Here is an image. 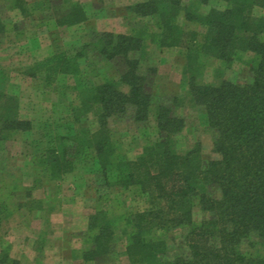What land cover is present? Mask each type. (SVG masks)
Wrapping results in <instances>:
<instances>
[{
	"label": "trees",
	"instance_id": "obj_1",
	"mask_svg": "<svg viewBox=\"0 0 264 264\" xmlns=\"http://www.w3.org/2000/svg\"><path fill=\"white\" fill-rule=\"evenodd\" d=\"M12 1L23 16L29 15L25 0ZM257 8L264 9V0H144L126 7L137 19L130 32L94 30L74 55L56 52L27 69L28 76H40L49 88L60 76L72 80L79 102L72 109L76 123L93 117L97 126L57 137L39 158L41 172L51 181L61 180L73 172L76 159L92 154L107 181L114 178L115 186L134 191L146 204L122 221L103 209L91 215L93 247L83 253L84 261L111 253L122 222L131 264H264L258 249L264 247V16L255 15ZM181 19L204 32L187 30ZM87 20L76 2L57 25L71 28ZM6 32L0 20V39ZM150 44L179 49L184 56L183 84L191 102L204 110L219 156L207 165L200 143L186 152L177 148L186 120L175 108L183 101L176 97L154 108L150 76L156 70L144 67ZM242 55L249 56L248 82L204 81L208 59L219 60L227 70ZM91 56L97 63H91ZM86 64L102 74L100 82L87 79ZM112 64L115 72L103 75L101 68ZM9 81L0 58V142L32 128L21 117L19 98L8 91ZM152 113L158 138L135 159L123 155L111 121L130 117L134 125L143 126ZM196 207L208 215L201 223L194 219ZM176 231H184L183 249L169 259L170 242L160 234ZM0 264L20 261L7 248Z\"/></svg>",
	"mask_w": 264,
	"mask_h": 264
},
{
	"label": "rangeland",
	"instance_id": "obj_2",
	"mask_svg": "<svg viewBox=\"0 0 264 264\" xmlns=\"http://www.w3.org/2000/svg\"><path fill=\"white\" fill-rule=\"evenodd\" d=\"M30 11L23 16L12 0H0V20L7 32L0 39V58L9 75L8 91L20 100V113L30 121L32 128L0 142V254L10 249L11 257L20 264H131L125 254L127 240L122 222L117 240L108 256L95 262H86L82 255L92 249L93 232L89 231V218L103 209L110 217L122 221L128 212L146 208L142 197L134 191L115 186L114 178L102 174L92 154L75 160L73 172L61 180H50L38 167L39 158L54 145L59 136L74 134L85 127L94 131L96 123L91 117L78 124L72 114L79 105L72 89L73 81L60 76L49 88L39 76L30 77L28 68L56 52L76 53V49L89 41L95 31L128 33L136 26L135 16L126 7L144 0H25ZM80 3L88 20L78 26L59 27L57 20L69 12L72 3ZM208 9V8H207ZM256 16H264L257 8ZM187 30L204 29L181 19ZM150 56L145 68L156 70L150 76L154 108L161 103L183 101L175 111L185 118L186 128L177 138V148L186 152L200 143L205 165L219 156L213 151V134L201 107L194 105L183 84L184 56L179 49L160 50L149 46ZM249 56L242 55L232 68L224 69L217 59H208L204 81L218 84L223 78L237 84L250 80L247 66ZM91 63L98 59L90 57ZM89 63V62H88ZM87 63V64H88ZM84 65L85 76L100 82L94 66ZM103 75L113 74L114 65L101 68ZM130 117L111 121L113 139L120 152L130 159L138 157L149 142L158 138L154 113L145 125H134ZM208 215L199 207L194 219L201 223ZM184 231L160 234L170 242L169 259L180 253ZM250 251L249 247L244 248ZM264 256V247L258 246Z\"/></svg>",
	"mask_w": 264,
	"mask_h": 264
}]
</instances>
